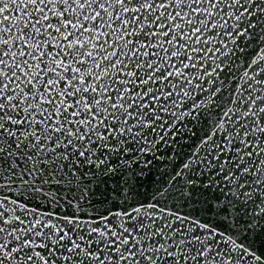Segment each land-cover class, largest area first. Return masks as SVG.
I'll return each instance as SVG.
<instances>
[{
  "label": "snow or ice",
  "instance_id": "obj_1",
  "mask_svg": "<svg viewBox=\"0 0 264 264\" xmlns=\"http://www.w3.org/2000/svg\"><path fill=\"white\" fill-rule=\"evenodd\" d=\"M0 264H264V0H0Z\"/></svg>",
  "mask_w": 264,
  "mask_h": 264
}]
</instances>
